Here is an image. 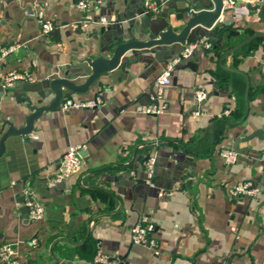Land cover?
<instances>
[{
    "label": "crops",
    "instance_id": "crops-1",
    "mask_svg": "<svg viewBox=\"0 0 264 264\" xmlns=\"http://www.w3.org/2000/svg\"><path fill=\"white\" fill-rule=\"evenodd\" d=\"M78 1L0 0V47L17 46L0 60V120L21 126L28 112L10 90L60 77L74 60L97 57L98 30L104 25L99 19L112 22L118 15L125 25L126 15L135 19L142 6L141 0H84L90 3L85 13L76 8ZM148 1L157 2L159 10L166 5L165 0ZM250 5H259L264 14V0ZM184 6L176 2L177 8ZM39 10L53 25L46 36L40 35L35 17ZM85 14L90 16L87 27L74 28ZM185 19V14L171 13L168 23L179 30ZM223 21L238 33L225 40L214 30L221 39L217 47L228 46V54L219 58L213 41L201 38L211 49L194 50L171 72L158 100L166 105L162 113L142 115L135 106L145 101L140 95L148 88L153 91L154 79L176 57V46L149 50L146 60L102 76L98 88L65 97L86 101L98 91L101 103L95 108L45 113L25 139L5 140L0 156V245L13 250L16 264H94L96 254L109 257L110 264H264V37L243 58V51L229 52L250 34L264 35V17L238 1ZM184 62L192 69H180ZM11 72L27 73L30 80L5 89L1 79ZM231 74L242 78L244 92L247 85L244 117L214 144L215 120L224 109L235 107L232 88L217 79ZM197 91L206 93L199 104ZM207 128L210 154L196 156L193 144ZM255 131L259 136L238 142L242 153L234 164L225 165L219 153L232 150L234 140ZM73 145L83 146L80 170L61 182L62 187H47ZM147 157L154 158L152 186L144 183L142 163ZM244 182H251L256 194L230 197L228 191ZM22 187L30 189L42 207L41 219L32 221L21 213ZM159 191L167 195L160 197ZM141 218L153 226L154 247L130 240L129 229Z\"/></svg>",
    "mask_w": 264,
    "mask_h": 264
},
{
    "label": "water",
    "instance_id": "water-1",
    "mask_svg": "<svg viewBox=\"0 0 264 264\" xmlns=\"http://www.w3.org/2000/svg\"><path fill=\"white\" fill-rule=\"evenodd\" d=\"M166 5L156 16L144 14L143 0H141V9L136 13V18L126 15L128 21L123 25L120 17L117 15L115 21H107L105 18L104 25L98 30L99 42L97 45L98 56L94 58L84 57L76 59L73 64L61 72L60 77L44 79L35 84H25L20 90H10L17 102L21 103L28 113L22 119V125L15 127L12 123L0 120V156L4 152V142L7 138L20 137L25 139L33 130L34 122L45 113H51L59 110L61 101L68 95H84L94 88H98L100 78L104 75L109 77L113 73L122 71L130 64L137 61L146 60L144 57L149 50L158 52L161 48L168 49L172 46L178 47L175 58L181 59L180 52L185 45H192L197 40L203 38L213 41L217 46L221 39H216L214 30L223 27L226 32L225 40L238 33L225 28L223 18L229 10H222L221 0H165ZM176 2L183 3L182 8L176 7ZM245 9L249 11H257L258 17H264L262 7L259 5H250L253 0H242ZM117 14V11L115 12ZM174 15L185 14L186 19L179 30H174L168 23L169 14ZM213 30V31H212ZM264 37L263 34H254L235 47L229 49L233 52L241 46L251 42L253 39ZM96 38V37H95ZM155 54V53H154ZM121 58H125V62L121 63ZM155 60H158L155 55ZM184 61V60H181ZM192 69V64L184 62L180 69ZM229 70L228 68H225ZM81 80L76 81L75 80ZM16 84L14 88H18ZM7 90H5L6 92ZM4 91L0 89V94ZM25 93H33L36 98L26 96ZM93 95V99L97 94ZM247 85L245 86L244 100L246 101ZM154 97L151 88L147 93L140 95L145 101H138L140 105H146ZM46 98L45 104H40ZM95 108V107H94ZM259 131H255L250 135L240 137L234 140L232 150L236 154H241L237 148L240 141H248L255 136H259ZM81 156V152L79 153ZM145 160V159H144ZM154 171V170H153ZM152 171V176H153ZM57 186H63L59 183ZM23 202V198L20 199ZM21 213L26 215L27 209L22 207ZM110 264V263H109ZM225 264H229V260Z\"/></svg>",
    "mask_w": 264,
    "mask_h": 264
},
{
    "label": "built area",
    "instance_id": "built-area-1",
    "mask_svg": "<svg viewBox=\"0 0 264 264\" xmlns=\"http://www.w3.org/2000/svg\"><path fill=\"white\" fill-rule=\"evenodd\" d=\"M18 1V0H14ZM238 1L242 0H221L222 2V10H231ZM261 1V0H255ZM90 3L84 0H79L76 3V8L84 11L85 13L88 11ZM143 7L145 9L144 14H149L150 16H156L159 13L158 3H150L148 0L143 1ZM36 20L38 23L39 31L41 36L48 35L52 28V22L44 16V13L39 10L37 11ZM90 21V16L85 14L83 21H81L78 25H74V28L85 29L87 27V23ZM105 22L104 18L99 19V23L103 24ZM203 39V38H202ZM206 40V39H205ZM205 40H197L196 43L190 45H185L183 50L180 52L181 59L174 58L165 63L162 71L158 74V76L154 79L152 88L154 97H150L149 102L146 105L137 104L135 106V111L142 115H158L166 110V105L164 103H158L160 99V94L162 90L168 85L171 72L175 69V67L179 64L181 60H186L192 52L196 49L209 51L211 49L210 43ZM17 46L10 47H0V60L4 59L9 53L13 52ZM2 84L5 89L12 88L15 82H29L30 77L27 73H17L11 72L5 75L2 79ZM206 97V93L204 91H197L195 93V101L197 104L202 102ZM101 103L99 98H94L91 100L81 101V100H73L71 98H64L60 105V110L67 109H91L98 106ZM230 113V110L224 109L222 111L223 116H227ZM83 149L82 145H73L67 148L63 156L58 162L57 169L52 177L47 180V187H54L56 184L63 182L68 176L72 174H76L80 170L81 158L79 156L80 151ZM223 163L225 165L234 164L237 158V154L233 150H224L219 153ZM143 171L145 176V184L147 186H152V171L154 168V158L147 157L143 163ZM130 177L134 179V173L130 172ZM21 194L23 198V206L27 209V217L32 221H36L42 218L43 209L36 202L33 196V192L25 187H22ZM228 194L230 197L235 198H243V197H253L256 194V190L253 187L251 182L238 183L233 186ZM167 193L163 191H159L158 196L163 197L166 196ZM153 226L147 222L146 219L141 218L138 222L132 225L129 229L130 240L133 244L142 245L146 247H154L155 242L152 239L151 235L153 233ZM31 244H35L32 240ZM13 250L6 244L0 245V264H16L13 258ZM110 258L96 254L94 257V264H109ZM218 264V263H215Z\"/></svg>",
    "mask_w": 264,
    "mask_h": 264
},
{
    "label": "trees",
    "instance_id": "trees-1",
    "mask_svg": "<svg viewBox=\"0 0 264 264\" xmlns=\"http://www.w3.org/2000/svg\"><path fill=\"white\" fill-rule=\"evenodd\" d=\"M228 30H232L230 26H225ZM216 33L223 37L226 36V32L223 31V27L216 29ZM252 36V34H250ZM249 36V37H250ZM260 38L253 39L251 42L241 46L238 51H243L241 54V57H245L249 51H251L254 48V45L259 41ZM216 54L220 58L221 56H226L228 54V46L222 45L221 47L216 46ZM235 63V62H234ZM218 84L220 85H225L228 84L232 88V92L234 93V98H235V107L232 111L227 116L221 115V117L217 120H215L214 125L212 127V138L214 144L218 141H220L224 137V132L225 130L232 125L234 122L240 121L244 117V100H243V93H244V81L242 78L236 74H231L228 77L224 78H219L217 79ZM208 137H210V128H207L204 132V135L201 136V138L198 141H195L193 145H195L192 150V152L196 156H202L206 157L210 154L209 151V145H208ZM205 140L204 143L201 145L199 149L195 148L199 142L202 140ZM92 194L100 195V193L93 192ZM90 245V251L94 253V249L91 247V242H89ZM84 247L86 248V245L84 244ZM92 254V253H91Z\"/></svg>",
    "mask_w": 264,
    "mask_h": 264
}]
</instances>
